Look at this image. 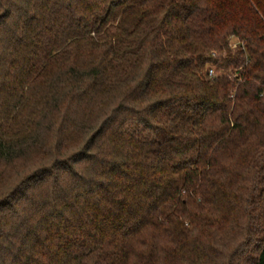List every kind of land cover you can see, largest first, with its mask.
Listing matches in <instances>:
<instances>
[{
  "label": "trees",
  "instance_id": "16d2710c",
  "mask_svg": "<svg viewBox=\"0 0 264 264\" xmlns=\"http://www.w3.org/2000/svg\"><path fill=\"white\" fill-rule=\"evenodd\" d=\"M0 264H264V0H0Z\"/></svg>",
  "mask_w": 264,
  "mask_h": 264
},
{
  "label": "built area",
  "instance_id": "2783aa9c",
  "mask_svg": "<svg viewBox=\"0 0 264 264\" xmlns=\"http://www.w3.org/2000/svg\"><path fill=\"white\" fill-rule=\"evenodd\" d=\"M233 47H235V46H233ZM209 75H212V71H209Z\"/></svg>",
  "mask_w": 264,
  "mask_h": 264
},
{
  "label": "rangeland",
  "instance_id": "374dc122",
  "mask_svg": "<svg viewBox=\"0 0 264 264\" xmlns=\"http://www.w3.org/2000/svg\"><path fill=\"white\" fill-rule=\"evenodd\" d=\"M235 42H236L235 40L232 41L233 45L235 44Z\"/></svg>",
  "mask_w": 264,
  "mask_h": 264
}]
</instances>
